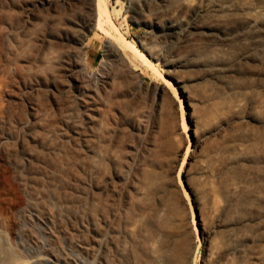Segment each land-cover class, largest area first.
I'll return each instance as SVG.
<instances>
[{
    "label": "rangeland",
    "instance_id": "374dc122",
    "mask_svg": "<svg viewBox=\"0 0 264 264\" xmlns=\"http://www.w3.org/2000/svg\"><path fill=\"white\" fill-rule=\"evenodd\" d=\"M35 1L0 0V264H264V0H106L174 95L129 52L106 59L87 3L21 14ZM29 165L98 222L92 250L22 210Z\"/></svg>",
    "mask_w": 264,
    "mask_h": 264
},
{
    "label": "bare ground",
    "instance_id": "6f19581e",
    "mask_svg": "<svg viewBox=\"0 0 264 264\" xmlns=\"http://www.w3.org/2000/svg\"><path fill=\"white\" fill-rule=\"evenodd\" d=\"M30 1V0H29ZM180 1V0H179ZM81 2H83V4L87 3L88 7L91 8V10H93V18H96V24L95 27L97 28V30L99 32L108 34L110 36V43L107 45L106 50H105V57L107 60H109L112 57H115V53L116 50L117 51H126L129 52L130 54H132L135 58H137L145 67H147L149 69V71L151 73H153L154 75L160 77V79H162V83L163 85L167 88V90L173 94L175 93V88L172 85V83L163 76L162 73L159 72L157 66H156V62L152 60L151 55L153 53H155L154 51V47L153 46H158L155 44L154 41H150L152 43V46L149 47L150 42H149V46L148 48H144L143 50L140 49L134 42L128 40L119 30V28L115 25V23L112 20L111 17V13L109 12V10L107 9L106 5L107 2L106 0H36L35 4H31L32 7H29L27 5V3L25 5H21V14L24 12L25 15L26 14H35L37 9L43 10V13L45 10L49 9H55V10H60L61 13H67L69 9H71L72 7H76L78 4H80ZM181 2V1H180ZM202 2V1H201ZM196 4V3H195ZM16 6V5H15ZM19 6V5H18ZM13 10V9H12ZM15 10V9H14ZM42 12V11H41ZM17 13V12H14ZM12 13V14H14ZM23 13V14H24ZM197 14V13H196ZM231 14V13H230ZM24 16V15H23ZM243 14L241 15V18L244 19V17H242ZM246 17V16H245ZM239 18V16L237 17V19ZM247 18V17H246ZM14 19V18H13ZM241 19H239L240 22ZM242 21V20H241ZM245 22V21H244ZM256 22V21H255ZM95 23V22H94ZM194 25V24H193ZM94 27V26H93ZM173 27V26H172ZM193 27V26H192ZM191 27V28H192ZM194 28V27H193ZM198 29V28H197ZM196 30V28H195ZM189 29H186V32H188ZM216 31V30H215ZM214 32V31H213ZM211 32V33H213ZM185 32L182 34L180 32V37L183 38ZM171 35V34H170ZM179 35V34H178ZM186 35V34H185ZM167 36V35H166ZM1 37V36H0ZM149 37V36H148ZM179 38V37H178ZM163 39V38H162ZM173 39V38H172ZM170 40V39H169ZM162 43V42H161ZM153 47V48H152ZM159 47V46H158ZM156 49V48H155ZM121 51V52H122ZM159 53H162L161 51H159ZM158 53V55H159ZM156 57V56H155ZM111 60V59H110ZM108 64V65H107ZM109 62H106V67L109 66ZM181 66V64H179ZM107 74L111 73V69L106 70ZM211 72V71H210ZM106 74V75H107ZM100 80V84L101 86L106 82L104 80L103 77H101V79H98V81ZM97 81V83H98ZM109 81V80H108ZM98 85V84H97ZM184 93V92H183ZM170 94V95H171ZM174 95V94H173ZM183 97L185 98V96L183 95ZM89 104V103H88ZM94 105H90L89 109L90 111H95L94 109ZM264 109V106H263ZM84 151V150H83ZM93 151V150H92ZM100 152V151H99ZM102 154V153H101ZM99 154V155H101ZM101 157V156H100ZM103 157V155H102ZM101 157V158H102ZM84 158V157H83ZM85 159V158H84ZM83 159V160H84ZM104 159V158H102ZM47 160V159H46ZM88 160V159H87ZM86 160V162H87ZM99 160V159H98ZM89 161V160H88ZM85 162V161H84ZM90 162V161H89ZM37 163V162H36ZM17 164V163H16ZM95 164V163H94ZM99 165V163H97ZM0 165H1V159H0ZM18 165V164H17ZM22 165H24L22 163ZM93 165V164H92ZM50 166V165H49ZM6 167V166H5ZM52 167V166H51ZM50 167V168H51ZM91 167V166H90ZM99 167V166H98ZM16 168V167H15ZM44 168V167H43ZM70 168V167H69ZM95 168V167H94ZM97 168V167H96ZM28 171L26 173V175H42V177L40 179H36L34 181H31L29 183H21V185L24 186V188L27 190L28 193V197L26 199H19V205L22 207V210L26 213H29L30 216H34L37 218V220L39 222H41L42 224L46 225V226H50L51 224H53V220L52 218L57 216L60 219V222L62 223L63 227H64V232L65 233H69L72 234V236L74 235L77 240V246L86 249L87 251L92 250V248H94V245H96L97 242V224L98 222H89L90 220H93V216H89V213L85 210H81L82 211H76L73 214L69 213V210L71 211L72 209L70 208V204H71V199L65 197V200L61 199L60 197H58V195L54 194L53 191H55V189L53 191H51L52 187H60L63 186V184H60L61 181H57V177L53 176L54 174L48 173L43 171L39 166H28ZM68 169V167H67ZM76 169V168H75ZM98 169V168H97ZM63 170V169H62ZM92 171V170H91ZM63 172V171H61ZM67 172V171H66ZM70 172V171H69ZM3 178L4 181L7 182L8 180V173L7 170H3ZM1 173V174H2ZM93 173V171H92ZM64 174V173H63ZM77 175V173H76ZM71 177V176H70ZM80 179V178H79ZM82 180V178H81ZM10 181V180H9ZM21 182V180H20ZM71 182V181H70ZM69 182V183H70ZM59 183V184H58ZM68 183V184H69ZM74 185H79L80 183H78L76 180H73ZM11 185V183H10ZM17 189V188H16ZM83 190V189H82ZM88 190V189H87ZM88 192V191H87ZM58 193V192H57ZM81 197V196H80ZM98 198V197H97ZM77 200V198H76ZM79 200V197H78ZM35 203H43L44 206L46 207V210L48 211V216H43L41 214V211L36 207ZM95 204V203H94ZM86 205V203H85ZM89 205V203H88ZM78 206V205H77ZM87 206V205H86ZM92 206V205H90ZM70 208V209H69ZM126 208V207H125ZM76 209V208H75ZM74 209V210H75ZM94 210H96L94 208ZM92 211V210H91ZM103 211H105L103 209ZM107 211V210H106ZM117 211V210H116ZM23 212V213H24ZM72 212V211H71ZM96 212V211H95ZM25 213V214H26ZM104 213V212H103ZM118 214L121 212H119V208H118ZM0 214H5L3 208L0 205ZM24 214V217L26 216ZM70 214V215H69ZM95 214V213H94ZM93 215V214H92ZM103 215V214H102ZM21 216V215H20ZM96 217V216H95ZM94 217V218H95ZM101 217V216H100ZM99 217V218H100ZM106 217V216H105ZM122 217V215L120 216ZM127 217V216H126ZM56 218V217H55ZM98 218V221L101 222V219ZM25 220V218H24ZM115 221V220H114ZM117 221V220H116ZM125 221V220H124ZM20 222V221H19ZM20 224V223H18ZM23 224V223H22ZM22 226V225H21ZM25 226V224L23 225ZM41 226V225H40ZM7 230L9 232V234L13 237V239H17L19 240V242L25 246H28L29 248L31 247L33 250H35V252H38V249H34L29 242H27L26 240H24V236L23 233H17L16 228H17V223L14 219H10L7 218ZM26 228V227H24ZM23 228V231H25ZM97 228V229H96ZM103 228V227H101ZM116 228V227H115ZM126 228V227H125ZM129 227H127L126 229H128ZM22 229V228H21ZM107 229V228H106ZM121 229V228H120ZM132 229V228H131ZM125 230V229H124ZM27 232V230H26ZM129 233V232H128ZM111 234V233H110ZM106 235V234H105ZM103 235V236H105ZM108 236V234H107ZM111 235H109L110 237ZM116 236V235H115ZM125 236V235H124ZM117 237V236H116ZM126 237V236H125ZM27 238V236H26ZM67 238V237H66ZM107 238V237H106ZM124 238V237H123ZM115 239V238H114ZM113 239V241H114ZM120 239V238H119ZM70 241V240H69ZM103 241V240H102ZM104 241H105V237H104ZM118 241V240H117ZM71 243V241H70ZM113 243V242H112ZM125 243V242H124ZM123 243V244H124ZM109 244V243H108ZM115 244V243H114ZM65 246V245H64ZM128 246V245H126ZM125 246V247H126ZM54 247V246H53ZM30 248V249H31ZM110 248V247H109ZM31 249V250H32ZM106 249V247H105ZM112 249V248H110ZM77 251V249H76ZM96 251V250H95ZM99 251V250H98ZM109 251V250H108ZM100 252V251H99ZM113 252V251H110ZM121 252V251H120ZM119 252V253H120ZM124 252V251H123ZM122 252V253H123ZM101 253V252H100ZM126 253V251H125ZM123 253V254H125ZM94 254V253H93ZM99 254V253H97ZM98 256V255H97ZM113 257V256H112ZM127 257V256H126ZM103 258V257H102ZM118 258V256H117ZM80 260V259H78ZM82 261V260H81ZM72 262V261H71ZM70 261L67 260L66 257H64V255L58 253L56 250H52V254L49 257H38L36 258L31 264H74L71 263ZM85 262V261H84ZM83 262V263H84ZM122 262V261H121ZM125 262V261H124ZM108 263H111V261ZM112 264V263H111Z\"/></svg>",
    "mask_w": 264,
    "mask_h": 264
}]
</instances>
